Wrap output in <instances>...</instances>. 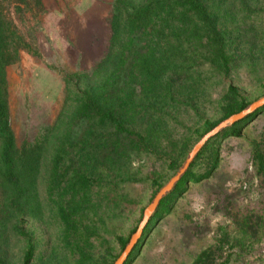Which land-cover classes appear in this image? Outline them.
Segmentation results:
<instances>
[{"label":"rangeland","instance_id":"rangeland-1","mask_svg":"<svg viewBox=\"0 0 264 264\" xmlns=\"http://www.w3.org/2000/svg\"><path fill=\"white\" fill-rule=\"evenodd\" d=\"M114 3L115 0H0V12L9 30L19 34L28 46L23 47L7 34L14 57L4 65V90L16 144L40 141L55 129L51 143L66 139L70 150L72 167L68 174L96 163L75 153L78 148L74 142L81 140L80 133L74 137L68 131L84 129L86 124L72 119L73 107L67 106L70 97L65 96L75 88L73 76L90 77L103 58L112 35ZM208 3L230 36L227 50L232 56L228 68L221 69L200 58L203 62L194 66V75L200 74V85H190L183 90L187 95L178 94L159 105L155 114L161 126L159 143H130L126 150L120 149L113 154L114 164L105 165L108 175L105 160L99 158L97 169L111 182L112 190L92 188L85 206L88 219L82 222L89 229L84 233H80V226L66 230L52 201L59 198L60 191L55 190L50 199L40 183L38 204L32 202L23 213L15 209L14 217L6 218L0 226V254L5 264H21L26 245L22 230L34 238L31 264H79L81 256L74 248L79 244L87 245L82 264L112 261L121 250L116 235L131 233L154 194L152 180L165 182L173 174L168 163L176 153L177 143L194 141L205 119H220L219 102L227 86H236L250 102L264 96V0ZM87 47L94 53H83ZM89 80L80 79V87ZM190 92L193 94L189 96ZM62 107L65 114L58 122ZM255 146L264 153V111L243 127L240 136L219 140L214 171L189 183L171 211L158 220L131 264H193L199 256L204 259L202 264H264V178L255 170ZM206 166L207 159L202 157L194 170L202 173ZM3 197L0 187V204Z\"/></svg>","mask_w":264,"mask_h":264},{"label":"trees","instance_id":"trees-1","mask_svg":"<svg viewBox=\"0 0 264 264\" xmlns=\"http://www.w3.org/2000/svg\"><path fill=\"white\" fill-rule=\"evenodd\" d=\"M6 23L0 12V187L4 190L0 204V226L6 218L14 217L15 209L23 213L32 202L38 204L39 184L42 183L49 198L55 190L60 191L59 198L52 201L56 203L54 208L66 230H75L80 226L83 229L80 233L87 231L89 225L82 222L83 218L88 219L85 206L90 200L92 188L104 187L106 192L112 190L111 182L101 177L97 169L99 158L105 160L103 164L108 175L105 165L107 162L114 164L113 154L117 155L120 149L126 150L130 143L138 146L159 143L157 136L161 126L159 116H155L159 105L178 94L187 95L183 90L188 87L200 85V74L194 75L195 64L203 62L200 58L226 69L232 56L227 50L230 36L224 32L208 0H115L112 35L103 58L91 73L92 77L73 76L75 88L72 91L69 89L70 95L67 92L65 96L70 97L71 103L68 102L67 106L73 107L72 119L86 124L84 129L67 130L74 137L80 133L81 140L74 142V147L78 148L75 153L83 160L96 163L86 169L75 168L68 174L72 167L70 150L66 148V139L51 143L50 137L55 135V129H50L40 141H24L20 146L16 144L4 90V65L13 61L14 57L10 36L15 37L23 47L28 46L19 34L9 30ZM83 53L93 54L94 51L87 47ZM82 78L91 80L85 81V85L80 87ZM192 94L190 92L189 96ZM249 103L236 86L229 84L219 102L222 108L220 119H205L203 130L198 133L195 142L188 143V139H184L177 143L176 153L168 163L173 174L204 133ZM262 111L264 106L207 141L173 190L161 199L123 264L132 263L158 220L171 211L189 183L198 182L214 171L218 164L219 140L240 136L243 127ZM59 113L58 122L65 114L63 107ZM253 154L255 170L264 178V153L255 146ZM202 157L207 159V166L202 173L196 172L194 166ZM165 182L157 178L152 180L153 196ZM262 219L264 221V215ZM137 225L129 235H116L121 250L107 264H113ZM14 228L21 230L16 224ZM23 231L21 234L26 245L21 264H31L35 242L33 235ZM76 247L81 256L78 262L82 264L86 258L87 245L79 244ZM203 261V257L199 256L193 264H202ZM0 264H5L1 254Z\"/></svg>","mask_w":264,"mask_h":264},{"label":"water","instance_id":"water-1","mask_svg":"<svg viewBox=\"0 0 264 264\" xmlns=\"http://www.w3.org/2000/svg\"><path fill=\"white\" fill-rule=\"evenodd\" d=\"M264 106V96L259 97L258 99L249 103L246 107L241 109L238 112H235L228 117L224 118L220 122H218L214 127L208 130L206 133L202 135V137L192 146L191 150L187 153L185 160L182 165L178 168V170L159 188L156 194L153 196L151 201L146 205L143 210L142 217L140 222L137 225L136 230L131 234L127 244L124 249L121 251L119 256L115 259L113 264H123L129 253L137 243L138 239L141 237L143 230L149 221L150 217L154 214L159 202L162 198H164L167 194H169L176 183L182 177V175L186 172L189 165L198 154V152L202 149V147L207 143L209 139L223 131L225 128L232 126L235 122L245 118L247 115L253 113L258 108Z\"/></svg>","mask_w":264,"mask_h":264}]
</instances>
